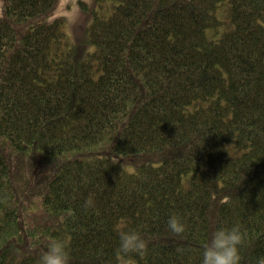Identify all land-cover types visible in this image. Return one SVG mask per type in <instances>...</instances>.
I'll return each mask as SVG.
<instances>
[{"label": "trees", "instance_id": "1", "mask_svg": "<svg viewBox=\"0 0 264 264\" xmlns=\"http://www.w3.org/2000/svg\"><path fill=\"white\" fill-rule=\"evenodd\" d=\"M97 1L112 5L80 50L50 18L58 0H0V264H39L52 237L70 264H201L221 222L242 226L241 264H257L264 0ZM16 156L30 179L50 169L36 202ZM132 229L142 253L119 250Z\"/></svg>", "mask_w": 264, "mask_h": 264}, {"label": "clouds", "instance_id": "2", "mask_svg": "<svg viewBox=\"0 0 264 264\" xmlns=\"http://www.w3.org/2000/svg\"><path fill=\"white\" fill-rule=\"evenodd\" d=\"M91 196L85 202L92 204ZM167 226L176 234L186 231L182 217L173 213L169 215ZM246 232L238 223L228 226L221 222L211 238L206 240L203 247L201 264H241V247L246 240ZM148 241L138 230H126L120 233L119 250L123 253L146 250ZM39 264H70V250L67 238L52 237L39 258ZM257 264H264V256L257 258Z\"/></svg>", "mask_w": 264, "mask_h": 264}, {"label": "rangeland", "instance_id": "3", "mask_svg": "<svg viewBox=\"0 0 264 264\" xmlns=\"http://www.w3.org/2000/svg\"><path fill=\"white\" fill-rule=\"evenodd\" d=\"M109 1H97V0H58L57 9L51 13L50 18L54 17H65V32L68 36L69 44L72 48L77 47L82 50L84 46L83 30L92 19L94 13L100 12L102 15L108 13V9L111 7ZM98 11V12H97ZM222 30V27H221ZM220 33L216 34L217 37ZM11 172L19 193L26 195L27 199L30 197L29 194L34 192L40 185L43 184L51 175L50 169L45 168L34 175L33 178H29V172L26 168L24 159L20 156L14 157V161L11 160ZM34 201L38 199H33ZM34 204L31 205V211L33 210Z\"/></svg>", "mask_w": 264, "mask_h": 264}]
</instances>
